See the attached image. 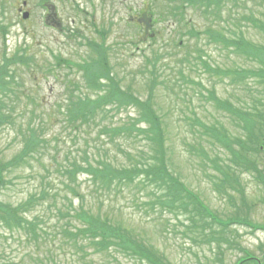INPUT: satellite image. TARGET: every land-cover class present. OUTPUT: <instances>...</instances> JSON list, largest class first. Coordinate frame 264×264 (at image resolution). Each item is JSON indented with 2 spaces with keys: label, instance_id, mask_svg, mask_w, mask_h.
<instances>
[{
  "label": "trees",
  "instance_id": "obj_1",
  "mask_svg": "<svg viewBox=\"0 0 264 264\" xmlns=\"http://www.w3.org/2000/svg\"><path fill=\"white\" fill-rule=\"evenodd\" d=\"M249 1L162 0L161 9L162 14H167L166 18L170 17L179 25L185 24L188 10L208 19L210 23L204 29L193 26L179 33L195 39L182 61L192 68L200 65L210 75L213 73L212 77L227 78L240 90L235 99L222 100L215 88L207 87L214 102L230 114L233 126L241 128L240 134L200 120L199 123L224 147L222 150L228 152L227 160L218 154L211 159L216 173L209 175L215 189L221 196L231 199L235 198V190L239 191L244 201V188L242 191L239 180L243 171L255 174L264 186V41H254L247 36L251 28L264 34V0H256L257 5L260 4L256 11L249 7ZM241 5L246 11H241ZM204 38L225 50L227 59L232 60L231 66L226 68L207 60L204 56L207 51L200 45ZM87 43L91 48L98 41L87 38ZM97 51L100 63L91 66L84 60L79 67L85 66L84 73L90 79L91 89L95 90V83L103 88L101 80L104 78L107 90L97 92L95 97L87 94L89 90L78 95L74 90L68 92L61 105L47 110L45 126L34 118L35 104H41L44 97L39 99L40 94L28 90L17 94L15 86L9 87V82H14L13 72L9 70L12 65H24L16 68L20 75L29 71L34 77V72L41 70L36 54L29 53L28 57L13 55L0 67V92L13 94L11 103L18 104L17 97L20 96L28 107L33 108L29 122L20 130L21 152L13 159L0 158V264H118L120 258L126 257L138 259L139 264H178L140 231L116 221L117 210L121 208L117 201V206L112 207L111 200L105 209L102 208L105 196L114 198L126 189V201L131 200L149 220L152 212L157 210L162 214L167 209L177 217L191 221L190 228L197 227L200 220L204 225L219 224L223 231L237 221L250 222L246 218L220 219L170 170L166 160L169 149L166 147L167 125L153 101L155 83L146 100L125 92L108 67L105 68L106 49L97 48ZM162 52L160 50L156 55L153 73L157 72V62L164 58ZM251 62H258L257 67L248 66ZM100 76L103 77L96 80ZM250 79L254 81L250 82ZM209 84H216V80H210ZM198 85L202 87L203 83L200 81ZM131 105L138 108L136 116H129L121 123L106 121L111 111L119 113ZM16 108L12 106L14 111ZM4 111L10 112L9 109ZM54 120L64 125L62 129L70 128L71 133L76 134L68 142L61 141L62 136L55 133L57 130H51L49 137L46 136L44 130L52 126ZM85 135V139L99 143L94 147L96 150L82 146V142L90 145L83 139ZM207 141L211 146L207 150L202 144L204 155L214 153L215 149L216 142ZM120 154L124 159L119 157ZM25 172L30 173L36 188L30 189L20 200L5 199L7 195L4 196L2 189L17 186ZM84 183L89 185L84 186ZM135 186L139 187L140 194L143 193L142 198L148 199L140 201L132 195L131 189ZM212 239L233 242L226 237L213 236L209 240ZM9 240L18 241L20 251L13 248ZM244 253L245 256L235 264H264V257L258 259L249 250Z\"/></svg>",
  "mask_w": 264,
  "mask_h": 264
},
{
  "label": "rangeland",
  "instance_id": "obj_2",
  "mask_svg": "<svg viewBox=\"0 0 264 264\" xmlns=\"http://www.w3.org/2000/svg\"><path fill=\"white\" fill-rule=\"evenodd\" d=\"M27 1V9L31 14L27 20H24L19 13L23 0H0V67L13 55L28 57L29 53L36 54L42 65L41 70L34 72V77L29 71L20 75V71L16 68H22L24 65L15 67H13L15 64L12 65L9 70L13 72L14 82H9V87L15 86L17 94L28 90L36 95L40 94L39 99L44 97L41 104L38 102L35 104L34 118L38 122L41 121L45 126L48 123L46 113L49 107L61 105V101L72 90L75 95L89 90L87 94L92 97H95L97 92L104 93L107 90L108 85L104 78L101 80L103 88L95 83V90L91 89L90 79L84 73L85 66L83 69L79 67L84 60L86 64L96 66L101 62L97 48L100 50L105 48V68L108 67L113 79L125 92L146 100L152 93V83H155L153 101L165 118L164 125H167L166 147L169 149L166 160L170 170L199 195L220 219L246 218L256 225L264 226V186L255 174L243 171L240 176L246 201L242 200L241 192L236 190L235 198L221 196L209 175L216 173L211 159L218 155L226 159L228 152L223 151L224 147L208 135L199 120L210 126L227 128L235 135L240 134L241 128L233 126L230 114L214 102L208 93V88H215L218 97L226 100L235 99V94L240 93V90L229 83V79L212 77L213 73L211 76L200 65L192 68L182 61L188 49L186 46L193 44L195 39L187 40L188 34L181 36L179 33L186 32L193 26H196V29H204L205 25L210 23L208 19L194 10H188L185 24L179 25L170 17L166 18L167 14H162L161 9L156 8L162 5V0H49L48 7L40 5L38 0ZM242 5L241 11H246ZM248 5L254 11L260 7L256 0H250ZM142 8L147 15L149 11L151 13L155 11L152 17L153 25L144 33L142 30L144 23H140V27L137 24L140 18L138 12ZM172 34L178 41L184 39V42L181 48L172 49L166 46L164 50L162 44L167 42ZM247 36L254 41H264V34L255 28L249 29ZM87 38L98 41L94 46L95 49L87 45ZM186 42L187 45L183 47ZM200 45L207 51L204 56H207V60L214 65L219 64L226 68L231 66L232 60L227 59L225 50L218 48L212 40L204 38ZM160 50H163L164 54L166 50L176 54L165 56L163 60L158 61V74L154 76L153 63ZM257 63L251 62L248 66L255 68ZM101 77L103 76L96 80ZM210 80L211 82L216 80V84H209ZM200 81L204 86L198 85ZM253 81L250 79V82ZM36 85L41 89L38 90ZM16 86L20 87L19 91ZM13 98L14 95L10 92H0V158L2 160L13 159L21 152L23 140L20 130L29 122L30 110L33 109L26 107L25 99L20 96L17 97L18 104L11 103ZM12 106L17 107L15 111ZM7 109L9 113L4 111ZM137 110L136 105H131L121 109L119 113L112 112L113 118L110 114L106 121L121 123L129 118V115H136ZM27 111L29 112L24 113ZM63 127L61 122L54 120V124L47 127L44 134L49 137L51 130L53 132L57 130L55 133L62 136L61 141L68 142L76 133H71L70 128L62 129ZM85 137L87 136L85 135L83 139ZM85 140L90 145L87 146L82 142V146L88 150L99 145L93 139ZM207 140L216 144H214V153L204 155L201 153L202 144L207 146V150L211 146ZM135 156L138 158V154ZM119 157L124 159L122 154ZM29 174L25 172V176L20 179L17 186L12 185L8 189H2L4 196L7 195L5 199L20 200L26 197L30 189L36 188ZM56 184L55 188L59 186L58 181ZM87 185L89 184L84 183V186ZM139 190V187L135 186L131 189V194L139 197L140 201L148 199L145 196L142 198L143 193L140 194ZM127 192L126 189L124 193L114 198L105 196L102 208L105 209L111 200H113L112 207L117 206L115 205L117 201L121 204V208L117 210L116 221L129 224L140 231L178 264H235L239 258L245 256V250H249L258 259L264 257V229L234 223L223 231L219 224L204 225V221L201 220L198 221L197 227L190 228L191 221L177 217L167 209L162 214L157 210L152 212L149 220L136 209L131 200L126 201L124 194ZM213 236L226 237L233 242L229 244L225 240H209ZM9 241L13 248L20 251L18 241ZM118 264H139V260L120 258Z\"/></svg>",
  "mask_w": 264,
  "mask_h": 264
},
{
  "label": "water",
  "instance_id": "obj_3",
  "mask_svg": "<svg viewBox=\"0 0 264 264\" xmlns=\"http://www.w3.org/2000/svg\"><path fill=\"white\" fill-rule=\"evenodd\" d=\"M24 17H25V18L28 17V13H25V14H24Z\"/></svg>",
  "mask_w": 264,
  "mask_h": 264
},
{
  "label": "flooded vegetation",
  "instance_id": "obj_4",
  "mask_svg": "<svg viewBox=\"0 0 264 264\" xmlns=\"http://www.w3.org/2000/svg\"><path fill=\"white\" fill-rule=\"evenodd\" d=\"M48 2H49V0H48ZM22 10V9H21Z\"/></svg>",
  "mask_w": 264,
  "mask_h": 264
}]
</instances>
